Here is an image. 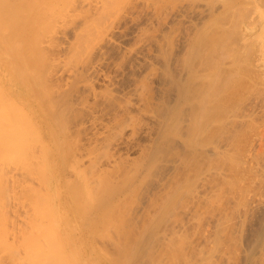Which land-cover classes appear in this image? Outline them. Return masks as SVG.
I'll return each mask as SVG.
<instances>
[{
  "label": "bare ground",
  "instance_id": "1",
  "mask_svg": "<svg viewBox=\"0 0 264 264\" xmlns=\"http://www.w3.org/2000/svg\"><path fill=\"white\" fill-rule=\"evenodd\" d=\"M129 35L127 55L151 43L157 65L118 96L97 80ZM125 56L112 61L120 73ZM0 70L3 102L52 136L44 191L93 234L98 260L264 264V219L241 244L264 209V0H0ZM60 242L45 260L70 252Z\"/></svg>",
  "mask_w": 264,
  "mask_h": 264
},
{
  "label": "rangeland",
  "instance_id": "2",
  "mask_svg": "<svg viewBox=\"0 0 264 264\" xmlns=\"http://www.w3.org/2000/svg\"><path fill=\"white\" fill-rule=\"evenodd\" d=\"M143 23L144 28L149 29L147 30L150 32L149 34H151V32L153 33V30L157 27V23L155 25V21H145ZM128 33L132 35V30H129ZM131 35H129V37ZM134 43H136L135 38L131 36L123 43V47H120L118 49L117 46L115 48H111L110 50L112 51L108 50L109 55L106 54L107 61H104L100 67H104L105 64V67L102 68L104 70L101 69L102 77L100 76L99 80H97V86L101 87L102 83V87H106L107 85V87L109 86L108 89L112 88L114 94L116 93L115 95L120 94L118 96H122L126 93V91L128 92L130 86L133 87L134 83L139 82L142 76L148 74L150 70L152 71V69L157 65V63H155L156 61L152 59L154 46H151V43H148L150 45L146 44L145 47H143L136 56L129 57V55L127 54L130 52V48L134 47ZM125 47L127 49H125ZM124 49L126 52H124ZM121 53L122 55H120ZM124 55H126L124 57L125 63L121 64V67L123 66V71L122 73H120L121 71H118V67L114 66L112 61L118 62ZM61 63L60 66H62L58 68L56 73V82H62L66 80L67 73L63 71V68H66V64L64 66V62ZM110 63L111 65H109ZM121 67H119V69ZM118 72L120 74H118ZM92 77L95 79L96 76H90L91 80ZM1 80L2 74L0 75V81ZM152 84L149 85L151 92L155 90V84ZM3 92L5 93L4 90ZM151 92H149V94ZM0 100L2 99L0 98ZM5 101L10 102L8 98H6ZM5 101L3 102L2 100L0 102V104L3 102V105L1 104L2 106H6V109L2 107L3 110H0V264H19L20 261L22 264H24V262L25 264H46L48 260L49 262L47 264H50V262H53L55 264H69L74 263L72 258L76 259V262H79V264L83 261L88 264H104L102 260H98V251L92 245L93 234L89 231L79 229L77 225H74V222L77 223L79 218L75 215L72 209H70V218L62 214L61 208L64 200L60 199L57 196L58 194L55 193L56 195H53L52 192L44 191L45 178L44 176H41V173H45L48 176L49 173L55 172V169H57V165L52 162L53 158H55V152L52 146V136L49 135L46 130H44L43 125H41L40 127L36 124H42L40 120L34 118L35 122L31 121L30 119L25 121L27 119L25 117L27 113L25 108L19 107V109L17 107H10V110L8 108L9 105ZM135 109L136 108H133L132 110ZM1 112L3 113L1 114ZM22 116L26 118L22 119L25 122L35 123V128H32L35 132V137H33L32 134L27 131L28 128L25 126L26 124L24 123L23 125L21 120ZM145 121H148V119H145ZM15 129H20V132L22 129L23 130L22 133L18 132L20 135H18L14 142V140L12 141L11 135L13 134ZM87 130L88 137L97 136L95 129L87 126ZM24 132H29L27 134L28 137L25 136L26 134L23 135ZM13 135L16 136V133ZM138 137L139 140L144 139V136L142 134ZM22 138H27L28 140H24ZM85 139L87 140V137H85ZM127 146L129 147H127L129 150V155L134 156L136 151L134 152L132 150V145ZM28 170L30 174L27 173ZM56 192L62 194V189L59 188V190L57 189ZM66 201H69L68 197H66ZM58 203L61 204L60 209L58 208ZM250 215L249 217H247L248 219H246L247 221L245 223L244 231L241 236V244L243 247L247 246L248 242H251V237L254 230L258 227V224H260V220L264 219L262 218L264 217V209L255 210L252 214L250 213ZM64 229L66 231L65 235L67 236L64 237L62 243L63 246L71 249L70 252L69 249H66L67 252L64 254V258L55 256L52 259L50 258L45 260V258L49 256L46 254L52 252L51 250L54 251V249H56V247L60 245L59 242L61 241V239L59 238V236L64 235L62 233ZM27 242H29V245H31V242L32 245H27ZM66 242H68L67 244L69 246L66 245ZM34 243L36 246L34 245ZM28 246L31 249H26V247ZM34 247H38L42 254H38L35 256L33 251L34 249L38 248ZM44 248L46 249V251ZM31 250L33 253L31 252ZM39 250H37L36 252H38ZM42 250L44 251V253L42 252ZM27 253L29 255H27ZM25 255L27 258L23 259ZM28 258L31 259L29 260ZM36 260L40 263L36 262ZM93 260L95 261L93 262Z\"/></svg>",
  "mask_w": 264,
  "mask_h": 264
}]
</instances>
